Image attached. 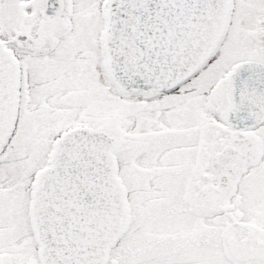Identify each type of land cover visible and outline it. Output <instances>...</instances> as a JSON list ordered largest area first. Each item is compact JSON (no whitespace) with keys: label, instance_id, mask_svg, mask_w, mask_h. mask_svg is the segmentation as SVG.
<instances>
[{"label":"snow or ice","instance_id":"obj_1","mask_svg":"<svg viewBox=\"0 0 264 264\" xmlns=\"http://www.w3.org/2000/svg\"><path fill=\"white\" fill-rule=\"evenodd\" d=\"M0 264H264V0H0Z\"/></svg>","mask_w":264,"mask_h":264}]
</instances>
